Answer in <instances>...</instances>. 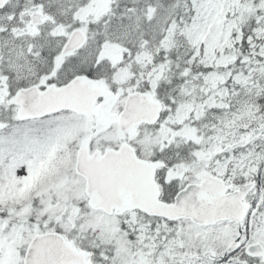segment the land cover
<instances>
[{
    "label": "snow or ice",
    "instance_id": "1",
    "mask_svg": "<svg viewBox=\"0 0 264 264\" xmlns=\"http://www.w3.org/2000/svg\"><path fill=\"white\" fill-rule=\"evenodd\" d=\"M0 264H264V0H0Z\"/></svg>",
    "mask_w": 264,
    "mask_h": 264
}]
</instances>
